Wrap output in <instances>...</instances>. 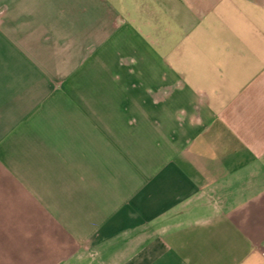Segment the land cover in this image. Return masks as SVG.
I'll list each match as a JSON object with an SVG mask.
<instances>
[{"label":"crops","instance_id":"1","mask_svg":"<svg viewBox=\"0 0 264 264\" xmlns=\"http://www.w3.org/2000/svg\"><path fill=\"white\" fill-rule=\"evenodd\" d=\"M0 169L3 264H264V0H0Z\"/></svg>","mask_w":264,"mask_h":264},{"label":"rangeland","instance_id":"2","mask_svg":"<svg viewBox=\"0 0 264 264\" xmlns=\"http://www.w3.org/2000/svg\"><path fill=\"white\" fill-rule=\"evenodd\" d=\"M156 52L159 53V51ZM156 52L153 53L156 54ZM123 64L134 74L135 71L152 72L154 70L158 73L155 68L138 67V63L133 60H126ZM4 187L9 191H4ZM22 203V197L17 191L16 180L6 178L0 169V264H3V256L7 252V247L11 253H16L18 241L33 236L32 212L27 207L24 209ZM27 211L31 213L28 214Z\"/></svg>","mask_w":264,"mask_h":264}]
</instances>
